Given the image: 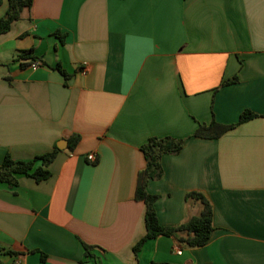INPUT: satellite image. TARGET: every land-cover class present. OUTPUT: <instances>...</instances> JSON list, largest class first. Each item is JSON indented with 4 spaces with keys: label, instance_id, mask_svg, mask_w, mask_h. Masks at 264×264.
<instances>
[{
    "label": "crops",
    "instance_id": "crops-1",
    "mask_svg": "<svg viewBox=\"0 0 264 264\" xmlns=\"http://www.w3.org/2000/svg\"><path fill=\"white\" fill-rule=\"evenodd\" d=\"M27 49L38 66L16 61ZM212 120L235 126L191 137ZM162 136L184 143L146 183L158 222L198 215L186 198L198 192L213 229L200 247L161 235L135 253L140 146ZM54 146L48 179L0 182V246L13 252L0 264H264V0H32L0 34V164Z\"/></svg>",
    "mask_w": 264,
    "mask_h": 264
},
{
    "label": "trees",
    "instance_id": "trees-1",
    "mask_svg": "<svg viewBox=\"0 0 264 264\" xmlns=\"http://www.w3.org/2000/svg\"><path fill=\"white\" fill-rule=\"evenodd\" d=\"M7 8L2 16H0V34L7 32L12 24L20 18V14L23 8H30L32 0H6ZM3 0H0V5ZM58 36L60 42L63 41L64 35ZM38 58L32 54L31 49L21 51L16 61H19L21 66L31 64L37 61ZM50 67V66H49ZM60 73L64 79L68 78L67 73L60 66L56 64L54 67H50ZM234 78H228L224 80V83L234 82ZM254 114L249 110H245L240 116L238 123L247 120ZM235 124H222L214 120L208 124H198L191 137L202 139H215L222 135L227 129L233 128ZM79 141V135L73 134L68 138L70 150L74 149ZM184 143V138H173L170 136L162 137H149L145 143L140 146L145 159V167L137 173L136 189L134 193V199L142 201L145 204L144 224L145 234L135 243L133 251L137 253L143 243L147 240L153 239L157 236L177 237V241L184 243L187 247L195 248L200 247L209 240L212 232V207L208 199L203 196L202 193L191 192L187 193L186 198L196 200L201 205V210L198 215H194L183 223L168 227L161 225L156 216V210L154 208V202L157 198L156 195L149 194L145 189L148 180L159 178L162 174L160 159L163 154L175 155L178 154ZM59 149L54 146L50 152L33 157L31 160H14L6 155L0 164V182H5L8 185H16L17 178L20 175H26L39 182L43 179H48L50 172L48 166L53 161L56 153ZM84 247V254L86 256L92 255V246L82 243ZM5 252L7 254H13L10 250H5L0 246V253ZM97 264H101L97 262ZM151 264H171L167 262H152Z\"/></svg>",
    "mask_w": 264,
    "mask_h": 264
},
{
    "label": "built area",
    "instance_id": "built-area-1",
    "mask_svg": "<svg viewBox=\"0 0 264 264\" xmlns=\"http://www.w3.org/2000/svg\"><path fill=\"white\" fill-rule=\"evenodd\" d=\"M32 67H35V66H38V63L37 62H32L31 64H30ZM85 71V69L83 68V72ZM87 158H88V160H90V161H93L94 160V155L92 154V153H88L87 154ZM176 252H178V253H180V251L178 250V251H176Z\"/></svg>",
    "mask_w": 264,
    "mask_h": 264
},
{
    "label": "rangeland",
    "instance_id": "rangeland-1",
    "mask_svg": "<svg viewBox=\"0 0 264 264\" xmlns=\"http://www.w3.org/2000/svg\"><path fill=\"white\" fill-rule=\"evenodd\" d=\"M4 14V13H3Z\"/></svg>",
    "mask_w": 264,
    "mask_h": 264
}]
</instances>
